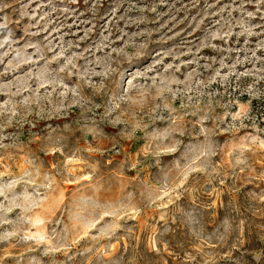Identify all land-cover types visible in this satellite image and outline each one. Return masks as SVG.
<instances>
[{
    "label": "rangeland",
    "instance_id": "374dc122",
    "mask_svg": "<svg viewBox=\"0 0 264 264\" xmlns=\"http://www.w3.org/2000/svg\"><path fill=\"white\" fill-rule=\"evenodd\" d=\"M0 264H264V0H0Z\"/></svg>",
    "mask_w": 264,
    "mask_h": 264
}]
</instances>
